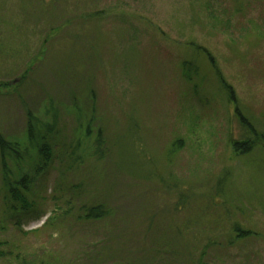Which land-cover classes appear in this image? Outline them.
Returning a JSON list of instances; mask_svg holds the SVG:
<instances>
[{"label": "rangeland", "instance_id": "374dc122", "mask_svg": "<svg viewBox=\"0 0 264 264\" xmlns=\"http://www.w3.org/2000/svg\"><path fill=\"white\" fill-rule=\"evenodd\" d=\"M237 109L264 132V0H0V131L33 182L24 211L0 153V264H264V149L236 153ZM30 113L55 126L39 173Z\"/></svg>", "mask_w": 264, "mask_h": 264}, {"label": "trees", "instance_id": "16d2710c", "mask_svg": "<svg viewBox=\"0 0 264 264\" xmlns=\"http://www.w3.org/2000/svg\"><path fill=\"white\" fill-rule=\"evenodd\" d=\"M192 65L191 62H184L183 63V70L185 72V75L188 77V79L193 78V72L189 69V67ZM215 67V66H214ZM216 68V67H215ZM217 70V69H216ZM217 75L220 84L222 87L226 90L229 98L231 101L236 102L235 94L230 86H228L225 81H223V78L221 77L219 70H217ZM238 116L241 121V125L245 127L247 130H249V134L251 138L247 135H245V139L240 141H234L233 142V148L236 151V153L239 156H247L251 154L253 151L256 150L257 147L260 149H264V132L259 131L256 129V127L252 124L251 119L245 116L239 109H237ZM28 130H27V141L28 144L35 148L38 155V164L35 167V170L39 173L43 168L45 167L46 170L49 166H52L55 160V153L54 149L52 147L51 138L55 134L54 128L55 126H46L44 133L42 131L39 132V123L37 119L30 113L28 115ZM43 128V129H44ZM103 136V133L101 132L100 137ZM102 140L100 143L101 145ZM20 144L13 143L11 141H8L5 136L0 131V153H1V164L3 167V177H4V184L8 190V193L11 196V200L13 201V204L19 203L22 207V210H29L31 207H33L32 204H30V201H28L27 194L31 192L32 183L30 176L28 174L22 175L19 180H12L11 178V171L8 166V158L9 156L15 155V157L22 159V154L25 153L20 147ZM27 151V149H26ZM97 154V153H96ZM98 155V154H97ZM99 156V155H98ZM35 164V163H34ZM220 178V187H219V197H224V194L226 193L224 190L221 191V188H223L229 181V174L226 171L225 174ZM221 191V192H220ZM223 194V195H222ZM222 196V197H221ZM15 210V208H14ZM86 218L88 220L90 219H97L100 220L108 215V211H106L104 205H98L96 207H92L87 211ZM234 234L235 237L238 240H245L249 238L252 234L250 230H245L240 225H235L234 228ZM27 264V263H26Z\"/></svg>", "mask_w": 264, "mask_h": 264}]
</instances>
